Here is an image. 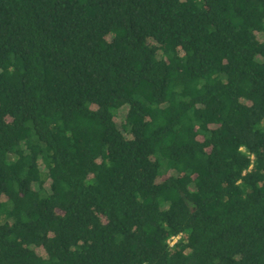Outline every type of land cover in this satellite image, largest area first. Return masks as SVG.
<instances>
[{
  "label": "trees",
  "instance_id": "trees-1",
  "mask_svg": "<svg viewBox=\"0 0 264 264\" xmlns=\"http://www.w3.org/2000/svg\"><path fill=\"white\" fill-rule=\"evenodd\" d=\"M0 264H264V0H0Z\"/></svg>",
  "mask_w": 264,
  "mask_h": 264
},
{
  "label": "rangeland",
  "instance_id": "rangeland-1",
  "mask_svg": "<svg viewBox=\"0 0 264 264\" xmlns=\"http://www.w3.org/2000/svg\"><path fill=\"white\" fill-rule=\"evenodd\" d=\"M177 242V240H175V242L174 243H176Z\"/></svg>",
  "mask_w": 264,
  "mask_h": 264
}]
</instances>
